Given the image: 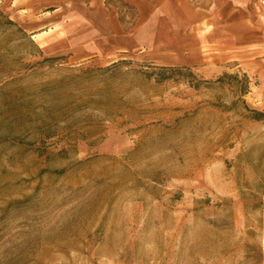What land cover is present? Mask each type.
<instances>
[{
  "label": "rangeland",
  "instance_id": "obj_1",
  "mask_svg": "<svg viewBox=\"0 0 264 264\" xmlns=\"http://www.w3.org/2000/svg\"><path fill=\"white\" fill-rule=\"evenodd\" d=\"M9 5L0 264H264V55L191 66L118 7L139 43L78 61Z\"/></svg>",
  "mask_w": 264,
  "mask_h": 264
},
{
  "label": "crops",
  "instance_id": "obj_2",
  "mask_svg": "<svg viewBox=\"0 0 264 264\" xmlns=\"http://www.w3.org/2000/svg\"><path fill=\"white\" fill-rule=\"evenodd\" d=\"M9 6L45 54L69 51L78 61L111 53L116 38L125 40L120 50L139 43L125 30L118 7L135 9V35L189 54L191 66L219 64L243 52L264 55L260 0H10Z\"/></svg>",
  "mask_w": 264,
  "mask_h": 264
},
{
  "label": "trees",
  "instance_id": "obj_3",
  "mask_svg": "<svg viewBox=\"0 0 264 264\" xmlns=\"http://www.w3.org/2000/svg\"><path fill=\"white\" fill-rule=\"evenodd\" d=\"M180 69L179 67H167V69L165 70H178ZM219 80H222L221 78ZM249 89H244V93H246ZM252 117L256 120H264V112L262 111H257V110H253L252 111Z\"/></svg>",
  "mask_w": 264,
  "mask_h": 264
},
{
  "label": "built area",
  "instance_id": "obj_4",
  "mask_svg": "<svg viewBox=\"0 0 264 264\" xmlns=\"http://www.w3.org/2000/svg\"><path fill=\"white\" fill-rule=\"evenodd\" d=\"M262 4H264V0H260Z\"/></svg>",
  "mask_w": 264,
  "mask_h": 264
}]
</instances>
